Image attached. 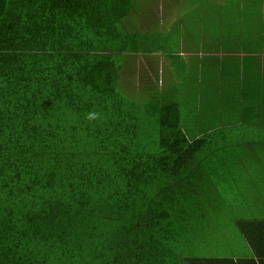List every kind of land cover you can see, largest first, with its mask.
I'll return each instance as SVG.
<instances>
[{
	"label": "trees",
	"instance_id": "obj_1",
	"mask_svg": "<svg viewBox=\"0 0 264 264\" xmlns=\"http://www.w3.org/2000/svg\"><path fill=\"white\" fill-rule=\"evenodd\" d=\"M176 6L170 44L154 0H0V264H264V0Z\"/></svg>",
	"mask_w": 264,
	"mask_h": 264
},
{
	"label": "rangeland",
	"instance_id": "obj_2",
	"mask_svg": "<svg viewBox=\"0 0 264 264\" xmlns=\"http://www.w3.org/2000/svg\"><path fill=\"white\" fill-rule=\"evenodd\" d=\"M173 2L175 3L176 0L172 1V0H154V3H156V8H153V10H156L155 14H158V17L160 16V20H158V26L159 27H155V26H150V30L153 31H159L160 34H164L166 36V40L168 43L170 44H175L179 39H184L183 35L181 36V32L183 29H187V28H194V25H189L188 23H182L180 22L178 19L175 20L174 22H172V20L176 17H178V13H181L182 10L179 8V6L176 8L173 7ZM147 8V7H146ZM145 8V9H146ZM142 21H137L136 22V17L131 21V26L130 28H135L136 25H144V22L147 21L148 19V13L147 12H143L140 16ZM144 18V19H143ZM155 20L157 18H154ZM180 30V31H179ZM178 32H180L178 34ZM182 52H186L187 51H182ZM191 53H194V51H191ZM182 56L184 58L187 59H192V57H194V54L191 56L190 54H182ZM157 58L155 59H151V61H154L155 65L153 68V71L156 70H161L163 71L164 66L163 64L165 63V61H170V59L168 57L165 56H158L155 57ZM194 61V58L191 60ZM132 66L135 69V71H137L138 75H140L139 73L143 71L146 72V67L148 66L147 64H144V58L141 55H137L132 61ZM131 69V68H130ZM132 71H129L128 69L125 70V76L129 77L132 76ZM137 73L135 72L134 75H137ZM149 75V74H148ZM127 81V78L125 79ZM131 86V84L129 85V87ZM186 95V94H185ZM185 95H182L179 97V99H181L180 103V110H181V123L183 125V127H185L186 132L188 134L189 137H195L198 134L199 131V126H196V124H204L206 126H213L214 122L218 123V124H225L228 120L229 117H227V114H220L219 116H217L216 118H214V120H210L208 119L207 121H203V120H198L197 122L194 121V106L190 107V101H186L185 99ZM158 128L154 127V126H150V131H152V133L155 135L157 133ZM159 134V133H158ZM243 184V183H242ZM253 184V183H252ZM250 187H252L251 185L248 184V186L246 188H244V186L242 188H236L235 186H225L222 187L223 189V194H224V199L228 204L231 205H235L236 202H238L237 205H239L237 208L236 206H234L235 210L232 211H228V207H225V211H227L226 213L217 216L220 220V222L215 223V226L221 225V227H219V231H216L215 233V239H214V243L217 246L211 247L208 251L210 252V254H219V253H223L224 254V248H223V244H224V240L226 241V243L229 245L230 250L232 251V246L234 245L235 241L237 242V227L236 228H230L233 224V222L229 221L228 218L231 216H236V217H241V215L243 213H246L250 206H249V202L248 201V197H252L255 196L254 191H252L250 189ZM248 188V189H247ZM242 189L243 190V194H238V190ZM242 190H240V192H242ZM245 198V199H242ZM243 200H247L245 202H243ZM252 203H254V201H252ZM245 206V210L242 209V207ZM249 206V207H248ZM252 212H256V210H251ZM216 229V228H215ZM218 234V235H217ZM234 235V236H233ZM224 237V238H223ZM220 238V241H219ZM223 239V240H222ZM193 255L194 252L196 254H198V256L204 252V251H199L196 250L194 251V249H192Z\"/></svg>",
	"mask_w": 264,
	"mask_h": 264
},
{
	"label": "clouds",
	"instance_id": "obj_3",
	"mask_svg": "<svg viewBox=\"0 0 264 264\" xmlns=\"http://www.w3.org/2000/svg\"><path fill=\"white\" fill-rule=\"evenodd\" d=\"M142 57H143V55L142 54H140ZM144 58V57H143ZM152 59V58H151ZM144 64H147V59L146 58H144ZM154 65H155V63H154V61H152V65H151V67H154Z\"/></svg>",
	"mask_w": 264,
	"mask_h": 264
},
{
	"label": "crops",
	"instance_id": "obj_4",
	"mask_svg": "<svg viewBox=\"0 0 264 264\" xmlns=\"http://www.w3.org/2000/svg\"><path fill=\"white\" fill-rule=\"evenodd\" d=\"M260 180H261V183L264 182V177H260ZM240 219H241V217H240Z\"/></svg>",
	"mask_w": 264,
	"mask_h": 264
}]
</instances>
